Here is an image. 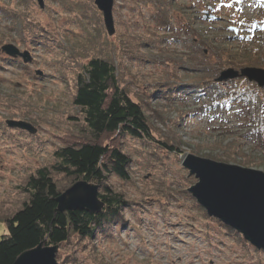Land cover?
Segmentation results:
<instances>
[{"label":"rangeland","instance_id":"rangeland-1","mask_svg":"<svg viewBox=\"0 0 264 264\" xmlns=\"http://www.w3.org/2000/svg\"><path fill=\"white\" fill-rule=\"evenodd\" d=\"M43 2L0 0V47L32 57L23 64L0 55V212L20 207L25 180L55 165L67 135L80 138L75 78L101 59L143 111L149 137L105 139L130 161L128 179L107 178L126 202L121 219L92 239L72 235L57 264H264L263 251L208 217L188 191L198 180L183 167L193 155L264 173V88L244 78L216 82L229 69L264 70V0H114L112 36L95 0ZM243 58L247 66L235 63Z\"/></svg>","mask_w":264,"mask_h":264},{"label":"trees","instance_id":"trees-1","mask_svg":"<svg viewBox=\"0 0 264 264\" xmlns=\"http://www.w3.org/2000/svg\"><path fill=\"white\" fill-rule=\"evenodd\" d=\"M235 61L248 65L246 58ZM75 83L73 106L84 123L80 138L67 135L64 145L53 153L55 165L42 167L25 180L22 191L26 199L20 207L0 212V223L6 227L0 239V264H13L22 253L39 244L60 246L72 235L92 239L104 225L121 219L126 202L122 194L107 186V178L113 175L128 179L130 161L115 143L111 147L105 139L118 135L149 137L143 111L119 87L114 67L106 60L91 59L77 74ZM253 96L245 94L244 102L260 107ZM58 177L67 180V188L61 186ZM80 181L98 187V198L104 204L100 214L58 211L55 200Z\"/></svg>","mask_w":264,"mask_h":264},{"label":"water","instance_id":"water-1","mask_svg":"<svg viewBox=\"0 0 264 264\" xmlns=\"http://www.w3.org/2000/svg\"><path fill=\"white\" fill-rule=\"evenodd\" d=\"M44 7L43 0H35ZM114 0H95L94 4L102 13L105 30L109 36L115 32L112 16ZM0 53L11 59H21L23 64L32 63L28 51L20 52L14 45L1 46ZM36 76L42 72L36 71ZM244 78L264 88V70L244 68L240 71L229 69L220 74L216 82ZM10 129L28 132L36 129L23 121L8 120ZM183 167L198 182L188 191L208 217L220 221L242 235L256 250L264 252V173L239 166L216 163L207 159L187 155ZM97 186L87 182H77L61 194L55 201L59 212L85 211L100 214L104 204L98 198ZM58 246H43L22 253L13 264H57L55 256Z\"/></svg>","mask_w":264,"mask_h":264},{"label":"bare ground","instance_id":"bare-ground-1","mask_svg":"<svg viewBox=\"0 0 264 264\" xmlns=\"http://www.w3.org/2000/svg\"><path fill=\"white\" fill-rule=\"evenodd\" d=\"M44 3V2H43ZM38 4V3H37ZM39 6V5H38ZM40 8V7H39ZM43 9V8H42ZM6 45V44H5ZM16 47V46H15ZM1 48V47H0ZM17 48V47H16ZM18 49V48H17ZM19 50V49H18ZM20 51V50H19ZM20 52H24V51H20ZM0 55H4V54H2V53H0ZM6 58H8V59H10L11 60V58H9V57H7L6 55H4ZM28 133V132H27ZM30 134V133H29ZM35 134H37V130H36V133ZM226 227H228L229 229H231V230H233L232 228H230L229 226H226ZM233 231H235V230H233ZM236 232V231H235ZM238 233V232H237ZM239 234V233H238ZM241 235V234H240Z\"/></svg>","mask_w":264,"mask_h":264},{"label":"flooded vegetation","instance_id":"flooded-vegetation-1","mask_svg":"<svg viewBox=\"0 0 264 264\" xmlns=\"http://www.w3.org/2000/svg\"><path fill=\"white\" fill-rule=\"evenodd\" d=\"M11 60H13V61H14V60H21V59L17 58V59H11Z\"/></svg>","mask_w":264,"mask_h":264}]
</instances>
